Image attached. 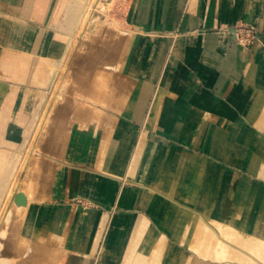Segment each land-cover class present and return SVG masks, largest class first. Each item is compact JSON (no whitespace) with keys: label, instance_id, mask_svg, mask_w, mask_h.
Here are the masks:
<instances>
[{"label":"crops","instance_id":"1","mask_svg":"<svg viewBox=\"0 0 264 264\" xmlns=\"http://www.w3.org/2000/svg\"><path fill=\"white\" fill-rule=\"evenodd\" d=\"M51 1L59 7H47ZM81 2L0 0L4 8L0 10V31L18 29L25 39L34 27L30 19L37 18V57L45 66L50 57L53 61L61 58L68 46L66 38L76 30ZM131 13L139 30L180 33L166 42H146L141 35L137 37L133 66L140 81L129 87L119 82L123 89L120 95L125 98L114 108L125 118L117 122L104 120L97 130V120L89 109L76 114L83 126L79 130L82 135L72 138L73 165L43 182L51 196L68 189L64 193L67 196H79L107 207L105 203L112 201L115 213L106 220L105 213L86 209L74 212L68 204L33 205V220L22 227L23 235L41 238L53 234L59 241L58 248L67 245L62 264H127L123 259L132 246L135 226L139 225L133 239L135 254L147 231L155 235L171 233L170 218H162L154 203L170 205L168 202L175 200L178 204L180 186L190 187L181 183L183 177L198 168V193L185 206L229 226L240 223L242 231L264 239V0H135ZM243 23L258 31L257 40L248 48L237 44L224 30V26ZM8 39L4 32L0 34V77L7 70L22 84H43L45 71L19 68V57L5 59ZM96 45L91 46L89 55L97 50ZM143 46L149 48L150 57L145 81H141ZM114 47L106 52L99 50L97 64L113 59L119 46ZM161 55L167 61L165 66L158 63ZM160 72L162 81L156 87L153 79L158 80ZM15 86L7 92L14 96L15 103L22 104L20 110L34 111L31 103L35 91L19 83ZM9 108L0 104L1 112ZM54 119L49 130L51 138L58 134V118ZM130 121L141 129L135 140L131 138ZM4 126L9 127L8 138L20 143L17 126ZM197 160L200 167L191 163ZM164 175L166 180L160 187L167 201L151 192ZM44 208H55L64 214L57 219L62 232L51 226L37 231L36 222ZM103 221L111 226L107 230L103 226L96 238ZM64 232L70 234L66 244L59 239ZM99 247L100 253L95 255ZM43 248L44 252L53 251L52 247Z\"/></svg>","mask_w":264,"mask_h":264},{"label":"rangeland","instance_id":"2","mask_svg":"<svg viewBox=\"0 0 264 264\" xmlns=\"http://www.w3.org/2000/svg\"><path fill=\"white\" fill-rule=\"evenodd\" d=\"M86 1L88 2L87 8L77 23L76 30L66 38L68 47L61 53V58L59 57L60 67L55 66V62L59 58L53 61V58L50 57L49 60L51 61H48L45 66H42L38 61L39 52L36 41L40 32L36 28L34 29V27H37V18L30 19L31 25L34 27L29 32L30 36L29 33L25 34V39L24 37L22 39L21 30L17 29L14 32L2 31L10 38L8 39L9 46L5 47L8 53L5 59L11 60L19 57L21 60L18 64L19 68L26 67V69L29 68L28 71L35 73L43 70L46 74V80L40 85L31 81L22 84L13 79L14 76H9L7 70L0 77V104L3 107L13 108L3 112L0 111V151L6 152L9 158L14 155L15 159H12L15 160V168L11 189L14 194L22 193L26 199V205L18 204L13 199L14 194L11 193L3 198V202L0 201V230L4 229L0 231V244L2 245L0 255L3 259L0 264H29V260L32 257H38L40 253L33 247L35 241L39 242L42 248L52 247L53 249V254H50L52 250L42 254V264H56L59 257L63 256L65 249L63 246L58 248L59 241L53 234L41 238L23 235L22 223L24 218L30 215L29 209L33 205L40 207L45 203L68 204L71 205L70 209L74 212L86 209L87 211L97 210L96 213H101V215L105 213L106 220L115 213L112 201L105 203L108 205L107 207L102 203L88 201L79 196H67L65 194L69 192L68 189H65V194L51 196L43 182L47 179L50 180L58 171L64 168L70 169L73 165V160L70 157L73 150L72 138L80 135L79 130L83 126V120L78 122L76 114L84 113V110L89 109L91 116H94L97 120V130L101 129L104 120L107 122L110 119L111 122H115V120L117 122L118 118H125L123 112L115 110V105L124 102L123 99L125 98L120 95V92L123 93V89L118 84L122 82L125 83L126 87H129L130 85L134 86V82L140 81L139 78L135 77L133 66L134 44L137 37L141 35L146 42H156V40L161 39L166 42V40L175 39L177 34L180 33L173 30H139V25L134 22L131 13L135 0ZM51 2L52 4H48L47 7L49 6L52 10L54 7H59L54 1ZM3 9L0 3V10ZM52 16L54 17L53 14ZM47 18H50L49 15H47ZM224 30L235 39L237 44L245 48L254 44L258 38V31L251 24L227 25L224 26ZM2 32L0 31V34ZM21 44H24V49ZM92 45H96V48H98L94 54L89 55ZM115 45L119 46L116 56L113 59L110 57V61L106 60L101 65L97 64V58L100 59L99 50L106 52L107 48L110 50ZM21 53L22 56H19ZM164 54L163 49L162 55ZM87 57L90 58L89 60L93 59L94 63H92L93 61L89 62ZM101 58L102 61L103 57ZM149 58V48L143 46L141 81L147 79L145 73L149 70ZM23 60L26 61L24 63L26 65L22 64ZM166 62L164 56L161 58V62L158 63L165 66ZM161 75L160 72L158 80L153 79L156 87L160 86ZM16 83L24 85V87H27L26 89L35 91L31 103V108H35L34 111L20 110L22 104L15 103L14 96L7 92L12 86L16 88ZM54 118H58V124L55 127L58 134L51 138L49 130L54 123ZM130 122L133 126L131 138L135 140L139 137L141 129L139 124L136 125L134 122ZM7 123L15 124L17 129L20 130V143H17L15 139L8 138L10 136L9 127L4 126ZM27 130L28 132H26ZM110 130L112 132L114 128L111 126ZM4 162L0 159V165H4ZM98 169L102 170L101 167ZM9 212L10 219L7 220ZM23 214L25 216H22ZM103 222L98 225L96 238L99 235L98 233L102 231L103 226H106V230L111 226L110 223L107 224V221ZM6 232L7 234H5ZM27 250L28 252H26ZM99 253L100 247L96 250L95 255Z\"/></svg>","mask_w":264,"mask_h":264},{"label":"bare ground","instance_id":"3","mask_svg":"<svg viewBox=\"0 0 264 264\" xmlns=\"http://www.w3.org/2000/svg\"><path fill=\"white\" fill-rule=\"evenodd\" d=\"M87 3L86 0L81 2L82 7L78 15V22L85 12L84 10L87 8ZM67 47L68 46H66V48ZM60 66L61 61L59 59L56 67ZM26 132H28V130ZM153 142L154 141H151V144H153ZM13 156L12 158H14ZM12 158H9L6 154L0 152V159L5 161L4 165H0V201H2L8 194H14L11 187L13 185L15 158ZM191 163L197 167L201 166L198 160L191 161ZM164 180H166L165 175L161 178L160 183L151 190L154 195H157L156 197L159 200H163L161 197L165 199L160 187ZM182 182L190 184V187L182 188L180 186V189H178L177 198L179 207H177L178 204L175 200H173L174 202H168L170 205L159 201L154 203V205L158 207V213L161 214L162 218H170L168 223L170 224L169 231L171 233H160L155 235L152 234L151 231H147L145 236L141 239L140 248L135 254L133 239L139 233V225L135 226L130 241L132 246L124 256L123 262H126L127 264H264L263 237L260 238V236L257 235L256 237L253 234L242 231L240 223L235 225V227L229 226L224 222H219L208 216H202L199 211H195L193 208L185 206L186 204L191 203L198 193V168L196 172L185 175L181 183ZM44 184H47V182ZM158 195L162 196L159 197ZM13 199L16 200L18 204L26 205V199L22 193H15ZM183 203L184 205H182ZM29 211L31 213L28 217L24 218L22 227H24L26 223H32L34 208L31 207ZM22 216L25 215L23 214ZM62 216H64V214L58 209L44 208L40 212L36 222L37 231L42 232L51 226L55 230L62 232L63 226H61L57 220ZM9 219L10 212L7 215V220ZM5 234H7V232ZM69 238L70 234L68 232H64L59 236V239L62 240V244H66L69 241ZM66 246H63L65 252L63 256L59 257L56 264H62L67 253ZM33 247L37 249V251H40V253L38 254V257H32V259L29 260V264H42L44 248H42L39 243H34ZM1 248L2 245L0 244V250ZM28 250L26 252H28ZM50 254H53V251H51ZM1 257L2 256L0 255V263L1 260H3ZM236 258L237 260H235Z\"/></svg>","mask_w":264,"mask_h":264}]
</instances>
